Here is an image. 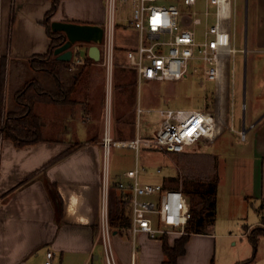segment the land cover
Wrapping results in <instances>:
<instances>
[{"label":"crops","instance_id":"obj_1","mask_svg":"<svg viewBox=\"0 0 264 264\" xmlns=\"http://www.w3.org/2000/svg\"><path fill=\"white\" fill-rule=\"evenodd\" d=\"M244 2L249 5L243 47L248 54V81L264 98V0ZM50 7L51 0H0V103L7 109H19L15 93L36 73L39 76L35 79L43 90L35 105L41 139L17 146L12 139L0 137V264H46L48 251L53 252L50 264H108L99 229L105 174L101 142L107 126L110 136L117 141L139 134L137 129L133 137L117 133L119 125L123 130L131 121L117 112L116 102L113 107L111 104L107 122L103 66L89 62L77 85H65L71 90L65 99L55 76L29 66L30 59L49 49L51 38L44 19ZM104 18V0H61L52 15V21L92 24H102ZM89 47L90 44L86 47L87 56ZM75 48L72 44L73 57ZM79 66L82 67L71 62L61 73L60 81L68 83ZM250 130L251 171L247 175L250 194L233 190L230 195L249 200L254 210L252 218L243 223V229L233 231L218 230L216 217L207 232L190 234L186 251L178 257L177 264H214L218 238L250 239L255 227L264 230L260 206L264 198V113L245 128V136ZM118 176L109 182L122 180ZM218 200L219 182L217 210ZM110 228L114 264H161L164 260L159 234L150 237L138 232L133 238L129 227ZM172 234L168 236L170 245L179 233ZM257 240L253 260L246 262L252 255L240 257L237 264L259 261L264 231Z\"/></svg>","mask_w":264,"mask_h":264},{"label":"built area","instance_id":"obj_2","mask_svg":"<svg viewBox=\"0 0 264 264\" xmlns=\"http://www.w3.org/2000/svg\"><path fill=\"white\" fill-rule=\"evenodd\" d=\"M180 1L184 7H180ZM199 1L203 3L200 14L204 18L203 31L197 32L198 10L191 9ZM105 18L103 36L97 45L98 60L91 61L104 67L106 74V120L111 110L110 93L116 61L115 30L117 26H129L137 30L138 43L125 50V65L133 69L138 81L179 80L193 65L203 80L219 83L224 71L235 66V55L240 50L235 39V0H104ZM186 8V9H185ZM86 44L76 42V49ZM87 44H91L87 43ZM88 46V45H87ZM86 56L74 58V65H84ZM142 108L138 106V111ZM150 111V109H147ZM162 119L153 136L114 140L108 126L104 130L102 146L108 154L110 147L132 148L138 152L143 147H159L167 152H182L203 138L217 134L215 115L200 108H160ZM5 112L0 109V137ZM106 122V123H107ZM242 139L245 132L240 131ZM138 164L127 169V181H118L123 199L129 202L132 237L145 232L150 237L177 232L184 234L191 213L187 197L181 188L164 187L162 182H143L139 178ZM109 178L104 174L100 205L99 229L106 261L114 264L110 243L111 228L108 219ZM156 221L158 223H156ZM46 264L51 263L52 251L47 252Z\"/></svg>","mask_w":264,"mask_h":264},{"label":"rangeland","instance_id":"obj_3","mask_svg":"<svg viewBox=\"0 0 264 264\" xmlns=\"http://www.w3.org/2000/svg\"><path fill=\"white\" fill-rule=\"evenodd\" d=\"M177 2L180 7H184L180 1ZM202 8L201 1L191 8L199 11L197 16L199 35L204 26V18L200 14ZM248 9L249 5L244 0H237L236 47L242 49L235 55V66L230 65L225 69L219 83L203 80L200 72L192 70L193 65L190 66L188 73L179 80L143 79L138 81L136 72L125 65V50L137 45L138 32L129 26H117L115 30L116 61L111 83L110 102L112 107L116 102L117 112L122 114L124 120L131 121L125 125L126 129L121 130V125L118 126L120 130L118 129L117 133L121 137H133L136 129L140 136H153L162 119L158 110L166 107L209 110L216 117L218 131L214 138H203L181 153L167 152L159 147L141 146L137 152L132 148L111 146L108 154L104 155V173L107 171L110 180H114L120 175L123 181H127L124 171L133 168L137 163L140 168L139 178L141 181H162L171 186L177 183L171 181V178L175 177L179 180V188L182 186L184 175L189 172L208 176L218 175L219 200L218 210H216L218 230L233 229V231H237L243 229V223L252 218L251 214L254 211L249 200L247 201L243 196L233 197L230 195L233 190L246 191L250 194L247 175L251 171L249 160H251L250 136L252 130L246 133L244 139H242L240 131L245 132V128L253 124L264 113V98L258 95L253 85L248 81V54L243 50L248 29ZM87 43L90 42L74 49V58L86 55ZM75 45L76 43H73L74 47H76ZM81 69L79 66L73 72L79 73ZM37 75L39 76V73H36ZM244 76H246L245 79ZM130 81L133 83L128 85ZM244 91L245 107L243 103ZM103 92L106 97L105 108L106 82ZM138 106L142 108L141 111H138ZM0 109L1 113L2 111L6 113L7 106L0 103ZM104 125L105 118L102 121V126ZM156 223L158 222L156 221ZM166 235L168 237L173 234L166 233ZM175 235L179 237L182 234ZM241 238H218L214 264H237L238 258L251 256L253 246L249 237L242 240ZM233 240L236 242L233 243ZM259 251L261 253L256 264H263L264 245L261 243H259Z\"/></svg>","mask_w":264,"mask_h":264},{"label":"trees","instance_id":"obj_4","mask_svg":"<svg viewBox=\"0 0 264 264\" xmlns=\"http://www.w3.org/2000/svg\"><path fill=\"white\" fill-rule=\"evenodd\" d=\"M61 0H51V7L45 14V25L50 35L49 49L45 54L34 56L29 60V66L34 69H42L55 76L60 84L62 91L61 97L67 98L70 89L65 85L75 86L79 81L81 71L93 61V58L86 56V63L82 65L79 73H76L69 81H60L61 73L65 68L70 66L71 61H64L56 58L54 49L66 40L62 31L53 30L51 28L52 15L55 13ZM32 77L31 80L25 81L23 85L15 93V100L20 104L19 109L8 108L5 113V120L2 126V137L10 138L17 146L34 143L41 139L37 129L38 115L36 112V102H38V94L43 91L38 81ZM70 83V84H69ZM130 81L128 85H131ZM73 149V148H71ZM70 149V150H71ZM183 152V151H182ZM181 153V152H177ZM171 181L177 182L174 185L163 184L164 187L179 188V180L175 177ZM219 177L200 175L189 172L184 175L181 189L187 197L191 216L185 225V233L174 240L173 245L168 242L166 234L161 235L162 250L165 255L161 264H177L178 257L186 251V242L191 233L207 232L214 224L217 210V188ZM262 207L261 219L264 223V198L261 199ZM108 219L112 228H125L131 225V216L129 202L123 199V192L118 188L117 182H111L108 193ZM264 230L261 227H255L250 236L253 245V254L246 262H250L255 257L257 251V236Z\"/></svg>","mask_w":264,"mask_h":264},{"label":"water","instance_id":"obj_5","mask_svg":"<svg viewBox=\"0 0 264 264\" xmlns=\"http://www.w3.org/2000/svg\"><path fill=\"white\" fill-rule=\"evenodd\" d=\"M51 28L53 30L62 31L66 37L63 44L54 49V54L57 59L69 61L72 58L71 45L78 41L91 42L89 47V56L94 60L99 59L100 49L97 42L102 39L103 28L100 24L92 23H79L73 21H58L53 20L51 22ZM246 76H244L245 79ZM244 90H245V80H244ZM245 91L243 103L245 107ZM245 117V112H244ZM243 117V119H244Z\"/></svg>","mask_w":264,"mask_h":264}]
</instances>
